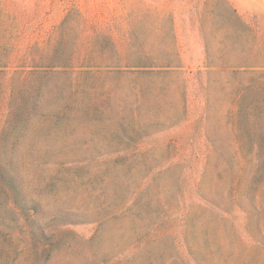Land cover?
<instances>
[{"label":"rangeland","instance_id":"1","mask_svg":"<svg viewBox=\"0 0 264 264\" xmlns=\"http://www.w3.org/2000/svg\"><path fill=\"white\" fill-rule=\"evenodd\" d=\"M0 264H264V0H0Z\"/></svg>","mask_w":264,"mask_h":264}]
</instances>
